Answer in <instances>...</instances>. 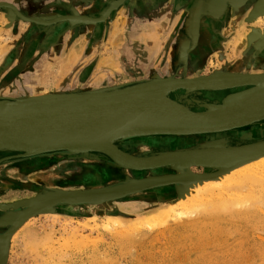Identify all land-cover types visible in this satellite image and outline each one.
<instances>
[{"label": "rangeland", "instance_id": "1", "mask_svg": "<svg viewBox=\"0 0 264 264\" xmlns=\"http://www.w3.org/2000/svg\"><path fill=\"white\" fill-rule=\"evenodd\" d=\"M39 1L49 2L48 4L46 3L47 7H44L46 10L55 8L54 4H52L54 0ZM131 1V4L134 5L136 3L141 7L140 12H136L133 15L127 9L123 8L121 10L122 12L108 17L102 25L100 32H94L95 29H93L94 26L92 24H79L72 28L64 27L63 29H55L56 26H51L42 29L44 32L34 29V33H37L33 34V36L25 35L26 38L30 37L33 40L34 45L40 43L41 49H43L41 53L39 52L37 54V57L38 55L43 57V61L33 63V67L31 68H7V64L3 62L6 60L4 59L6 56L15 54H9L5 51L13 45L16 46L18 39L14 37L16 35L14 29L8 28V23L0 15V35H5L4 37H6V40L3 39L4 42L0 44V100L24 99L25 97L17 96L18 93L16 90L19 88L21 90V88H25L26 86L29 89L41 85L40 88L54 92L55 95L81 93L83 91L77 92L74 89H83L82 86L85 85V81L108 80L110 76L116 78V75L119 77L121 75L131 76V78L127 77L128 83L117 87L125 88L147 82L140 80L148 78L145 73L149 68L156 69V71L159 70L160 73L162 72V75H169L163 79L205 77L216 72H225V69H235L240 74H262L264 71V22H257V18L260 16L247 21L248 13H250L253 7V4L250 2L240 4L236 8L227 6V11L225 10L221 14L214 12V10L212 11L214 16L208 15L207 11L204 12L205 6L202 4V12L200 11L198 14V21L195 23L193 18L197 10L196 0ZM103 3V0L96 2L94 0L90 6H81L80 12L84 14L81 16L89 18L95 17ZM203 3H205V0ZM152 12H155V20H153L154 16ZM47 17L48 20L58 19V16L56 17L55 15H49ZM260 18H264V15ZM74 19H76L75 17L72 20L76 21ZM117 30L120 33H117ZM194 30L196 31L197 38L191 48L192 41L190 36ZM186 33L188 34L187 36ZM245 37H248L247 41ZM175 41L178 45L174 47ZM167 44L171 45L168 46ZM73 45L76 46L74 50L72 48L74 47ZM255 45L256 48H254ZM35 54L32 53L33 57L36 56ZM18 55L25 56L26 53H19ZM27 55L30 56L31 53ZM151 78V80L162 79L156 74ZM227 93L228 91H224L218 93H203L201 95L192 94L183 97L182 92L178 91L171 94V96L174 100H180L182 105L187 106L191 110H195L199 108L190 101V98L204 100L206 99L204 96H213L219 98V100L215 99L216 102H219ZM2 96L8 98L2 99ZM252 126L263 127L264 122L262 121ZM243 130L240 128L228 131L225 134L227 136L231 132H235L236 134V132ZM262 139H264V136L248 142L254 143ZM142 149L141 154L146 151ZM0 153L6 154L5 152ZM52 155H56V158L50 161L43 160L36 171L28 172L31 174L28 177V184L22 183L23 180L21 179L17 184L18 186H14V188L8 190L3 186L8 187L9 185L0 181V186H2L0 187L1 212L12 211L11 205L18 201L33 198L36 194L45 190L55 189L56 184L60 185L64 178L69 183L73 180L77 183L85 182L84 187L86 189H91L92 186L96 185L101 188L111 186L110 184L95 181V177L80 176L79 174L80 171L82 173H88V171L93 169L92 167L94 165H102L99 159H86L82 161L79 159L78 162L82 164L67 167V162L69 161L70 163L72 160L79 158V154L69 155L65 152H53L35 157ZM110 163L107 166L117 167L111 161ZM6 167L8 169L12 168L11 165H4L0 168V171L4 173ZM60 172H65L66 176L63 178V176L57 174ZM49 175L51 178L53 177L52 180L48 181V179H44V176ZM35 176L40 177L37 178ZM141 179L144 178L130 180ZM130 180L115 183L123 184ZM44 181L50 183L52 187L43 185ZM33 186L40 187V191L33 190L31 188ZM162 188L164 189L166 187ZM162 188L127 197L120 202L105 203L102 206L95 207V209L91 207H76L75 209L65 208V210L61 208L54 213L58 216V220L43 217L42 215L45 214L32 217L35 220H31V230L35 234H52L51 244L49 243L50 247L47 245L49 250L52 248L51 251H48L44 245H39V248L37 247L38 245H35L31 249L29 248L31 245L26 244L28 243L26 242L27 240L19 238L20 240H16V243L12 246L10 243L8 249L10 252L8 251L4 264H196L197 262V264H264V202L251 205L249 202L250 199L248 198L249 193L244 192L240 197L243 203L230 207L231 209L227 212L218 211L207 213V215H196L190 220L174 223L171 218H168L167 214L165 215V212L160 208H156L157 206L164 207L163 205L167 203L166 200L162 203L158 201L160 199L158 196L160 192L158 190ZM154 194L156 196L153 197L152 195ZM135 205L137 207L136 211L125 212L122 210L124 207H135ZM1 206H6L8 209L4 210ZM141 208L144 210L148 208L149 210L145 212L143 209L141 211ZM153 215L157 216L159 220L154 223L151 231H143L126 240H121L99 228V223L104 220H119L125 226H130L140 220H151ZM135 217H140L141 219L134 220ZM68 219H72V221ZM74 221L80 222V225L77 226L78 224L74 223ZM81 222L86 223L90 228L86 225L85 227L87 228H84V226H81L83 224ZM92 223H95V225ZM63 225H69L68 227L70 228L68 229L67 227L68 231L73 227H76L75 230L78 229V234L73 238L71 237L73 241H71L67 233L62 232ZM94 227L97 229L94 230Z\"/></svg>", "mask_w": 264, "mask_h": 264}, {"label": "water", "instance_id": "2", "mask_svg": "<svg viewBox=\"0 0 264 264\" xmlns=\"http://www.w3.org/2000/svg\"><path fill=\"white\" fill-rule=\"evenodd\" d=\"M22 1L25 5L24 8L29 12H23L19 5L17 7L14 4L0 2L1 10L2 8L8 9V13L4 14L2 11L0 15L8 23L7 27L14 29L16 34L19 31V22L28 25L24 30L26 31L25 34L30 36L36 33H34L35 30L44 32L42 29L51 26H56L55 29H63L64 27L72 28L79 24H92L95 29L94 32H100L108 17L114 16L119 10L124 8L135 15L141 9L138 4H131V0H124L119 5L113 4V1L116 0H103L102 6H104H101L95 17H92L100 18V21L90 22L87 21L89 17L81 16L84 14L79 11L81 6H90L94 0H71L69 3L54 0L52 3L54 7L64 8L71 14L60 15L58 19H53L57 20V22L50 23L49 21L53 20H48V17L40 18L35 15L39 11L40 15H48L46 11L44 12V8L42 10L40 5L36 3L41 1ZM20 2L21 0H19ZM134 2L137 1L135 0ZM246 2L253 4L248 20L264 15V0H205L204 12L207 11L208 15L214 16L212 12L214 10V12L221 14L225 12L227 6L236 7ZM201 6L195 11L193 18L195 23L198 21L196 17L201 11ZM73 17L76 18L74 19L76 21L72 20ZM190 37L192 48L197 38L195 30ZM174 43L175 46L178 45L176 41ZM232 90L236 91L226 94L219 102H207V99L190 98V101L202 111H192L182 105L180 100H173L169 97L170 94L178 91H181L183 97H186L192 94L201 95L203 93ZM115 113H132L136 119L118 132L98 141L62 144L33 151L16 158H30L61 151H65L69 155L95 153L108 158L112 164L118 167L155 170L185 157L200 154L204 150L169 152L167 156L160 160L145 162L118 150L114 143L131 137L158 133L198 134L228 132L260 123L264 121V76L256 74L234 75L229 72H218L205 77L154 79L125 88L58 94L53 95L49 99L0 100V151L4 152L2 144L5 141L15 137L75 129L102 116ZM252 145L253 148L244 152L237 161L264 153V140L255 142ZM229 164H223L221 168H225ZM192 177L196 176L192 173L186 174L183 178L171 175L162 176L161 178L152 176L141 180H130L123 184L74 192L50 189L36 194L33 198L26 199L27 201H18L11 205L12 211L4 213L0 218V227L5 229L0 237V264H4L6 260L10 246V236L29 218L40 214H54L56 210L61 208H93L92 206H99L105 203L120 202L127 197L172 186L175 182H185ZM1 208L4 210L8 209L6 206H1ZM142 209L141 211L144 210ZM122 210L133 212L137 210V207H124ZM148 210L147 208L144 211L147 212ZM138 219L141 218H134V220Z\"/></svg>", "mask_w": 264, "mask_h": 264}, {"label": "bare ground", "instance_id": "3", "mask_svg": "<svg viewBox=\"0 0 264 264\" xmlns=\"http://www.w3.org/2000/svg\"><path fill=\"white\" fill-rule=\"evenodd\" d=\"M122 1H124V0H116V1H113V4L119 5L120 3H122ZM158 2H160V1H158ZM182 2H184V1H182ZM195 3H196V9L197 10L199 9L200 5L204 4V3H202V0H196ZM249 6H250V4H249ZM179 8H180V6H179ZM80 10H81V8H80ZM121 10H119L118 12H122ZM185 11H184V13H185ZM19 15H20V13H19ZM215 15H217V14H215ZM260 17L257 18V22L263 23L264 18H260ZM123 19L125 20V18H123ZM224 19H225V16H224ZM246 19H244V20H246ZM87 21H90V22L100 21V18H92L91 17V18H88ZM188 21H189V19H188ZM204 21H206V20H204ZM247 21H248V19H247ZM49 22L50 23L57 22V20H53V21H49ZM197 25H199V24H197ZM115 28H116V26H115ZM117 28H118V26H117ZM139 28H141V27L139 26ZM150 28H151V26H150ZM229 29H231V28L229 27ZM250 29H252V28H250ZM106 31H108V30H106ZM122 31H123V29H122ZM134 31H136V30H134ZM116 32L120 33L118 30ZM189 32H191V31H189ZM250 35H249V37H250ZM163 36H164V34H163ZM116 38H117V36H116ZM245 38L247 41L248 37H245ZM119 40H121V39H119ZM22 42H23V40H22ZM116 42H119V41H116ZM242 42H243V40H242ZM257 44H258V42H257ZM120 45H121V43H120ZM170 45H168V46H170ZM259 46H260V44H259ZM174 47H175V45H174ZM254 48H256V45ZM189 50H191V49H189ZM156 51H157V48H156ZM170 53H171V51H170ZM166 55L168 56V54H166ZM52 56H53V53H52ZM67 56H69V55H67ZM160 59H162V58H160ZM160 61H162V60H160ZM248 64H249V61H248ZM60 66H61V64H60ZM179 68H181V67H179ZM154 71H156V69ZM224 71L229 72V73H233L234 75H242V74L237 73L235 69H225ZM157 73H159V72H157ZM263 73L264 72H262V74H256V75L264 76ZM147 74H148V72H147ZM150 75H151V73H150ZM161 75H162V73H161ZM244 75H246V74H244ZM173 76L175 77V75H173ZM159 77L161 78V76H159ZM27 90L28 91L25 94H21L22 97H25V98H47V99H49L53 95H55L54 92H49L46 89L40 88V86L34 87L33 89H30V90L27 89ZM86 90H85V92H89ZM135 119H136V117L132 113L109 114L106 116H102L93 122L86 123L83 126L75 128V129L71 128L68 130L57 131V132L42 133V134L41 133H39V134H28V135L15 137V138H12V139L5 141L2 144V147H3V151L9 157L15 158V157L23 156V155L28 154V153L33 152V151L42 150L43 148L54 147V146H58V145H62V144L85 143V142L98 141V140H101L103 138L109 137L111 134H114L115 132H118L119 130H121L125 126L134 122ZM242 126H245V125H242ZM242 126H239V127H242ZM239 127H237V128H239ZM243 128H245V127H243ZM243 128H242V130H243ZM225 133H228V132L221 131V132H214V133H198V134H195V133H172V134L158 133V134H152V135H147V136L131 137V138L125 139V142L128 141L130 146H133L136 144V146H138L137 149L139 150V152L137 154L138 157H136V156H134V157H136L137 159H139L141 161H145V162H154V161L160 160L161 158H164L165 156H167L169 152H183V151H192V150H204V151L200 154L185 157V158L180 159V160H178L172 164H168V165L159 167L158 169H155V170L154 169L153 170H143V169H136V168H132V167H118V166L113 167L111 169H109V168L106 169V167L102 166L101 164L100 165L99 164H97V165L93 164L94 165V167H92L93 169L88 171V173L87 172L82 173L80 171L79 174H80V176L95 177L94 180L98 181L99 183L113 185V184H116L115 182L130 180V179H135V178L136 179L137 178H145V177L148 178L150 176L161 178L162 174H160V173H168L171 176L181 177V178H183V176H185L188 173H192L196 177L188 178L185 182H180V181L175 182V183H173L174 185H172V186H168L164 189L162 188V189L158 190L160 192V194L158 195L160 199L159 200L157 199V200L161 203L165 202V200H166L167 203H165L163 205L164 207L157 206L156 208L157 209L160 208L163 212H165V215L167 214L168 218H171L174 221V223H181L185 220H190L191 218L195 217L196 215H204V214L207 215V213L209 214V213L218 212V211H226L227 212L229 209H231L230 207H234L236 205H240L243 203V202H241L240 197L244 192L249 193L248 198L250 199L249 202L251 203V205H257L259 203L264 202V153H261L259 155L250 157V158L242 160V161H237V159L240 158L241 155L244 154V152L253 148V145H252L253 143L240 144L241 142L239 143L238 141H242V140L243 141H250V140H254L255 138H258L260 136H264V128L252 126L247 131H244V130L240 131L239 132L240 134H239L238 138L236 139V141H234L235 139L233 141H230L231 138H229V135L226 136ZM236 135H237V132H236ZM145 139H150L151 141H154V143L147 147L146 145L142 144L143 141H145ZM115 144L116 143H114V146L116 147L117 144L116 145ZM116 148H119V147H116ZM141 148H143L142 150H144V149L146 150L142 154H141V152H142ZM133 149H134V147H133ZM125 151H129V150H125ZM61 152L64 153L65 151H61ZM89 154H93V153H85V154L79 155V159H82V158L85 159L86 157L88 158ZM43 155H45V154H43ZM80 156H82V157H80ZM96 159H97V156L95 157V160ZM227 163H230V164L225 168H221L223 164H227ZM73 164H74L73 162H70L68 164V166L71 167V166H73ZM84 166H86V165H84ZM105 166H107V165H105ZM30 168H31V170L33 169L32 167H30ZM88 168H89V165H88ZM76 172H78V171H76ZM0 173H3V171H0ZM165 176H167V175H165ZM33 182H34V180H33ZM33 184H31V185H33ZM85 184H86L85 182L77 183L74 181L71 185L64 184V185H61L58 187L56 186L55 189L64 190V191H68V192L85 191V190H88L84 187ZM43 185H47V187H52V186H50L51 184L46 182V181L43 182ZM92 188H101V187H97V185H96V186H92ZM24 201H27V200L24 199ZM99 206H102V205H99ZM92 207L95 209V207H98V206H92ZM135 207H136V205H135ZM156 213H158V212H156ZM37 216H39V215H37ZM42 216L46 217V218H50L51 220H53V219L58 220V216L55 214H45ZM227 216H228V214H227ZM144 219H145V217H144ZM31 220H35V219L34 218L27 219L10 236L9 242L11 243V246L14 243H16L15 242L16 240H20L19 238H23L24 240H27L26 241V242H28V243H26L27 245H31V247L29 246V248H31V249H33L32 246H35V245H38L37 246L38 248H39V245H41V246L44 245V247H46V248H47V245L50 247V244L52 241V234H48V233H42L39 235L35 234L33 232V230H31L32 229L31 228ZM158 220L159 219H157V216L153 215L151 220H145V221L140 220V221H137L135 224L130 225V226H125L119 220H104L101 223H99V226H100L99 228H101V230H103V231H106L110 235H114L115 237L120 238L121 240H126L129 238H132L134 235L140 234L143 231H147V230L151 231L153 229L154 223H156V221L158 222ZM69 221H72V219ZM93 221H91V222H93ZM74 223L78 224L77 226L80 225V222L74 221ZM81 223H83V222H81ZM66 224H68V223H66ZM69 224H70V222H69ZM92 224L95 225V223H92ZM85 225L87 226L86 223L81 224V226H84V228H87V227L90 228L89 226L85 227ZM96 225H98V224H96ZM68 226L69 225H65V226L63 225L64 228H63L62 232L63 233L65 232V234L67 233V235H69L70 238L71 237L73 238L75 235L78 234L77 233L78 229L75 230L76 227L75 228L73 227L72 228L73 230L71 229L70 231H68V229L70 228ZM67 227H68V229H67ZM95 227L93 228L94 230L97 229ZM0 228L2 229L3 227H0ZM88 232H90V230H88ZM72 238H71V241H73ZM69 241H70V239H69ZM51 249L52 248H50V250H49L47 248L48 251H51ZM8 251L10 252V250H8Z\"/></svg>", "mask_w": 264, "mask_h": 264}, {"label": "flooded vegetation", "instance_id": "4", "mask_svg": "<svg viewBox=\"0 0 264 264\" xmlns=\"http://www.w3.org/2000/svg\"><path fill=\"white\" fill-rule=\"evenodd\" d=\"M74 47H73V50L74 49H76L75 47V45H73ZM11 56H13V54L12 55H10L9 57H7V59L5 60V61H3L4 63H6L7 64V68H10L9 67V59L10 58H12ZM155 69H147V72H148V74H147V72H146V76L148 77V78H146V79H141V81H148V80H151V77L153 76V75H159V76H161V78L163 79V78H167L168 76L167 75H165V74H163V75H161V73H160V71H154ZM157 72H159V73H157ZM264 72V71H263ZM150 73H151V75H150ZM116 75V74H115ZM117 77L115 78V77H109V79L107 80H102V81H100V80H92V81H85V85L84 86H82L83 87V89H81V90H78L77 88H75L74 90L75 91H77V92H79V91H85L86 89V91H97V90H109V89H113V88H117V87H119L120 85H122V84H125V83H128V78L127 77H129V76H125V75H121V77H119L118 75H116ZM133 77V76H132ZM129 78H131V76L129 77ZM134 82H136V81H134ZM38 86H40L41 87V85H38ZM38 86H35V87H38ZM34 88V87H33ZM33 88H29V90L30 89H33ZM90 88V89H89ZM20 89V88H19ZM17 90V96L19 95V97L21 96V94H25L28 90H27V88H21V90ZM23 89V90H22ZM93 89V90H92ZM26 90V91H25ZM234 91H236V90H233V91H228V93H231V92H234ZM227 93V94H228ZM226 95V94H225ZM22 97V96H21ZM169 97L172 99V96H171V94L169 95ZM2 99H7L8 97H4V96H2L1 97ZM204 98H208V102H212V101H215V99L216 100H219V98H216V97H210V96H204ZM13 99H15V98H13ZM174 100V99H173ZM192 111H202V109H195V110H192ZM257 127H259V126H257ZM263 128H264V126H263ZM247 130H249V128H245L244 129V131H247ZM235 132H231V134L229 135V138H231L230 139V141H233L234 139V141H236V139L238 138V136H239V132H237V135L236 134H234ZM235 136V137H234ZM237 136V137H236ZM260 137H263V136H260ZM264 139H262V141H263ZM261 141V140H260ZM240 144H244V143H250V142H248V141H238ZM258 142V141H257ZM126 143V144H125ZM154 143V141H151L150 139H145V141H143V145H146L147 147L148 146H150V145H152ZM255 143V142H254ZM117 144V145H116ZM115 145H116V147H119V148H117L118 150H120V151H122L123 153H125V154H127V155H129V156H132V157H134V156H136V157H138L137 156V154H138V152H139V150L137 149L138 148V146H136V144L135 145H133V146H130V144H129V142L128 141H126L125 142V140H123L122 142L120 141V142H118V143H116ZM121 144V145H120ZM133 147H134V149H133ZM167 149V148H166ZM125 150H129V151H125ZM170 151V150H169ZM91 156V157H90ZM97 156V159H99L100 160V162H102V166H104V167H106L105 165H107V164H111L110 163V161L107 159V158H105L104 156H102L101 157V155H99V154H89V156H88V158L86 157L85 159L84 158H82L81 159V161L82 160H86V159H90V160H95V157ZM56 158V155H52V156H41V157H32V158H27V159H20V158H14V157H9L7 154H1L0 153V168L2 167V166H4V165H11V167H13V168H11V169H8L7 167L5 168V171H4V173H0V175H1V177H0V181H2L3 183H6V184H8L9 186L8 187H5V186H3L4 188H7L8 190L9 189H12V188H14V186H18L17 184L19 183V181L22 179L23 181H22V183H26V184H28L29 183V180H28V176L30 177V173H28V172H32V171H36L37 169H38V167L40 166V164H41V162L43 161V160H51V159H53V158ZM80 157H82V156H80ZM136 157H134V158H136ZM54 158V159H55ZM78 160H79V158H76V159H74V160H72V162L74 163L73 164V166L74 165H79V164H81L80 162H78ZM104 161V162H103ZM109 161V162H108ZM68 164H69V161L67 162V167H68ZM71 166V165H70ZM20 167V168H19ZM30 167H32V168H34V169H32L31 170V168ZM26 168V169H25ZM107 168H109V169H111V168H113V167H109V166H107ZM106 168V169H107ZM7 172V173H6ZM57 174H59V173H57ZM160 174H162V175H169L168 173H160ZM65 176V172L64 173H60V176ZM64 176H63V178H64ZM35 177H40V176H35ZM23 178H25V179H23ZM50 178V179H49ZM44 179H48V181H50V180H52V178L50 177V175L47 177V176H44ZM76 180V179H75ZM25 181V182H24ZM64 181V182H63ZM67 182V183H66ZM65 182V178L62 180V183L59 185H57L56 184V186H61V185H64V184H69V185H71L73 182H74V180L73 181H71V183H69L68 181H66ZM0 187H2V186H0ZM31 188H33V190H40L39 188L40 187H31ZM153 197L154 196H156L155 194L154 195H152ZM8 204V203H7ZM6 204V205H7ZM4 213H6V212H1L0 211V218H1V216L2 215H4ZM3 232H4V229L2 230L1 228H0V237H1V235L3 234Z\"/></svg>", "mask_w": 264, "mask_h": 264}, {"label": "crops", "instance_id": "5", "mask_svg": "<svg viewBox=\"0 0 264 264\" xmlns=\"http://www.w3.org/2000/svg\"><path fill=\"white\" fill-rule=\"evenodd\" d=\"M61 1L69 3L71 0H61ZM0 2H5V3L9 2V4H12V5L14 4L16 6L19 5V8L23 12H25V13L29 12V11H26V9L24 8L25 5H24L22 0H21L20 3H19V0H0ZM36 3L38 5H40V8L43 10L44 7H47L46 3L48 4L49 2L48 1L47 2L41 1L40 3L39 2H36ZM48 6H51V5H48ZM2 11H3L4 14L8 13L7 12L8 11L7 8H2V10L0 9V12H2ZM45 11H46V13H48V15L47 14L40 15V11L36 12L35 15L39 16L40 18H46L49 15H55L57 17V16H60V15H64L65 16V15H70L71 14L70 12L64 10V8H57V7L53 8L52 10H46L44 8V12ZM152 15L154 16L153 20H155L156 19L155 12H152ZM0 26H1V19H0ZM18 26H19L18 33L16 34V36H14V35H12V36L16 37L15 39H18L19 41L16 43V46L13 45V46H11V48H8L5 51V52H8L9 54L15 53L13 56H11L12 58L9 59V67L10 68H17V67H20V68H31V67H33V63H36L38 61H43L42 60L43 59L42 56L38 55V57H37V54L39 52L41 53L43 49H41V44L40 43H37L36 45H34L33 44V40L31 38H26L25 37V35H26L25 32L26 31L23 30V29L26 27V24H24L22 22H19ZM22 27H24V28H22ZM4 36L5 35H0V40H1L0 44L2 42H4L3 39L6 40V37H4ZM20 38L23 40V42H22V40ZM25 48H27V49H25ZM19 53H26V55L31 53V55L30 56L29 55L21 56V55H18ZM32 53H34V54L36 53L35 54L36 56L34 55L35 57H33ZM7 57H9V56H6L5 59H7ZM206 99L208 100V98H206Z\"/></svg>", "mask_w": 264, "mask_h": 264}]
</instances>
